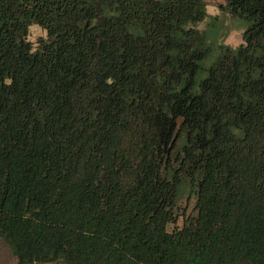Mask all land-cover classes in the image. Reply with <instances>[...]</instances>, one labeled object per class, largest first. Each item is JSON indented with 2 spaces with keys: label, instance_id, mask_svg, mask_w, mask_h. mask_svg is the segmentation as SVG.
<instances>
[{
  "label": "trees",
  "instance_id": "1",
  "mask_svg": "<svg viewBox=\"0 0 264 264\" xmlns=\"http://www.w3.org/2000/svg\"><path fill=\"white\" fill-rule=\"evenodd\" d=\"M222 1L243 43L207 64L205 0H0L16 264H264V0Z\"/></svg>",
  "mask_w": 264,
  "mask_h": 264
},
{
  "label": "rangeland",
  "instance_id": "2",
  "mask_svg": "<svg viewBox=\"0 0 264 264\" xmlns=\"http://www.w3.org/2000/svg\"><path fill=\"white\" fill-rule=\"evenodd\" d=\"M206 11L208 17L202 22H199L195 27L199 30H205L208 26L210 28L217 29V35L209 33V41L214 42L215 50L212 57L207 61V64L214 60L219 53L218 45L223 43L230 47H237L239 44L243 43V31L245 24L243 21L235 18H231L229 15L224 14L219 7V4H223L222 0H205ZM218 16V19H211ZM214 23V24H213ZM215 25V26H212ZM46 37V31L40 26L33 24L29 27L27 39L32 43L33 48H35L41 38ZM177 221L175 224H169L168 230H172L174 227L180 228L183 225V219L185 216H194L196 214L195 210V196L189 192L187 186L180 193L177 202ZM0 264H16V259L13 257L9 247L0 238Z\"/></svg>",
  "mask_w": 264,
  "mask_h": 264
},
{
  "label": "built area",
  "instance_id": "3",
  "mask_svg": "<svg viewBox=\"0 0 264 264\" xmlns=\"http://www.w3.org/2000/svg\"><path fill=\"white\" fill-rule=\"evenodd\" d=\"M51 264V263H50ZM52 264H60V263H52Z\"/></svg>",
  "mask_w": 264,
  "mask_h": 264
}]
</instances>
